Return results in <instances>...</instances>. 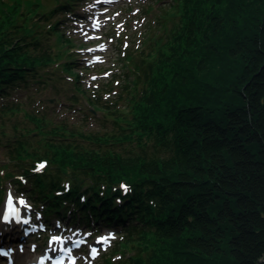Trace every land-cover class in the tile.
I'll use <instances>...</instances> for the list:
<instances>
[{"label": "trees", "instance_id": "16d2710c", "mask_svg": "<svg viewBox=\"0 0 264 264\" xmlns=\"http://www.w3.org/2000/svg\"><path fill=\"white\" fill-rule=\"evenodd\" d=\"M82 1L0 0V186L44 216L119 228L102 264H264V0H145L140 37H113L114 105L102 95L112 80L95 98L81 81L66 23ZM59 81L111 113L115 131L25 114L34 128L11 134L15 93L61 92Z\"/></svg>", "mask_w": 264, "mask_h": 264}, {"label": "rangeland", "instance_id": "374dc122", "mask_svg": "<svg viewBox=\"0 0 264 264\" xmlns=\"http://www.w3.org/2000/svg\"><path fill=\"white\" fill-rule=\"evenodd\" d=\"M44 2L46 7L54 5L53 0H44ZM144 3L145 0H83L76 5V13L81 16H74L77 21L74 18L69 20L66 27L68 24L67 30L69 33L71 32V37L80 45L73 51L77 53L76 56L80 59L78 71L82 74L81 81L88 90L89 97L95 98L97 91L112 80V93L109 94L105 91L102 92V95L106 101L111 100L112 105L118 100L122 91L123 77L118 74L114 78L121 64L118 62L117 51L112 44L113 37H121L120 47L123 46L128 35H133L134 40L140 37L139 32L143 30V27L136 29V17L132 14ZM128 21L131 23L132 29L127 26ZM95 24L97 29L94 28ZM101 47H106V49L103 50ZM66 75H68L65 77L66 79H72L70 74ZM58 86L62 87L61 92H57L55 86H50L42 91H38L36 88H32L31 91H17L13 99L15 98V101L20 102L22 110L18 115L6 120L7 130L11 134L32 130L34 125L27 117L29 114H35L47 115L59 124L67 125L70 129L84 133L104 135L115 131L113 122L115 117L111 113L95 110L86 96L81 95L77 102L72 100L70 98L73 93L72 83L59 81ZM66 92H69L70 95L66 96ZM105 100L103 101L105 102ZM126 107L125 103L119 102L116 109L125 111ZM25 114L28 115L25 116ZM15 128L19 130L15 131ZM8 160L9 149L2 144L0 146V164ZM1 187L3 192L0 199V241L8 240L11 235L22 237L20 242L15 241L8 245L9 257L16 258L15 264H27L39 253L47 255L56 253L62 249L66 242L70 241L82 242L80 243L81 246H76L73 250L77 256V261L63 264H102L104 254H106H103L102 251L112 254L111 247L118 238V234L113 229L102 227L98 232L92 228H87L88 226L83 223L79 226L75 223L64 225L68 221L67 218L60 219L62 222H59V219L53 214L49 216L51 226L46 229L44 219L38 209L34 207L29 198H26L27 193L14 188L8 179L4 180ZM8 198H12L18 204L20 219L28 221V223L14 224L11 225L13 227H10V224L2 222L1 210L4 201ZM10 230V234L3 236L5 232ZM38 233L40 234L38 235ZM53 237L58 238V240H54ZM112 258L118 259L116 254ZM0 264H8L7 259L0 257Z\"/></svg>", "mask_w": 264, "mask_h": 264}, {"label": "snow or ice", "instance_id": "6c2138e0", "mask_svg": "<svg viewBox=\"0 0 264 264\" xmlns=\"http://www.w3.org/2000/svg\"><path fill=\"white\" fill-rule=\"evenodd\" d=\"M45 167V165L44 164H40L39 165V168L37 169V170H40V169H43ZM10 203H11V201H10ZM21 203H24L23 201H21ZM4 219H5V221H9V216H5L4 217ZM19 222V221H18ZM24 223H28V221H24ZM53 239L54 240H58V238H56V237H53ZM0 255H7V253L6 252H2V251H0Z\"/></svg>", "mask_w": 264, "mask_h": 264}]
</instances>
